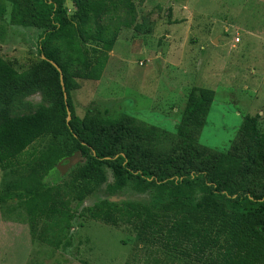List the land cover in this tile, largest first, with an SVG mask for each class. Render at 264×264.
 Here are the masks:
<instances>
[{"label": "trees", "instance_id": "obj_1", "mask_svg": "<svg viewBox=\"0 0 264 264\" xmlns=\"http://www.w3.org/2000/svg\"><path fill=\"white\" fill-rule=\"evenodd\" d=\"M6 1L12 23L41 30L38 60L27 69L0 57V169L18 167L19 174L17 191L4 189L0 198L24 200L33 221L65 219L64 199L43 177L78 152L82 160L70 172L78 202L106 181L105 167L112 172L107 192H150L147 199L98 198L86 208L91 218L130 224L182 264H264V131L257 116H242L224 151L198 141L214 94L200 85L188 89L173 134L96 102L80 117L70 101L74 76L99 77L115 31L129 25L132 2L70 0L69 15L64 0ZM96 46L101 53L87 57ZM35 92L34 110L18 113ZM48 134L67 136L69 147L50 142L20 164L26 147Z\"/></svg>", "mask_w": 264, "mask_h": 264}, {"label": "rangeland", "instance_id": "obj_2", "mask_svg": "<svg viewBox=\"0 0 264 264\" xmlns=\"http://www.w3.org/2000/svg\"><path fill=\"white\" fill-rule=\"evenodd\" d=\"M130 1L133 11L124 15L129 25L115 31L99 77L74 76L75 114L81 117L96 102L173 134L188 89L200 85L214 92L200 144L224 151L244 115H256L257 129L264 131V0ZM63 5L70 15L71 1ZM10 12V3L0 0V57L22 71L38 60L41 29L12 23ZM98 48L87 57L100 54ZM39 102L40 94L32 93L17 112L33 111ZM50 142L70 145L67 136L43 135L18 161L25 164ZM64 160L43 181L64 199L65 219L33 221L24 200L0 198V264H182L130 224L105 223L86 210L98 198L147 199L148 190L107 192L112 172L105 167L106 181L78 202L70 172L82 158L75 152ZM18 177V167L0 169V193L17 191Z\"/></svg>", "mask_w": 264, "mask_h": 264}, {"label": "water", "instance_id": "obj_3", "mask_svg": "<svg viewBox=\"0 0 264 264\" xmlns=\"http://www.w3.org/2000/svg\"><path fill=\"white\" fill-rule=\"evenodd\" d=\"M57 70H58V72H59V80H60V84H61V73H60V70L57 68ZM62 89H63V87H62ZM63 99H64V102H65V97H66V95H65V92H63Z\"/></svg>", "mask_w": 264, "mask_h": 264}]
</instances>
